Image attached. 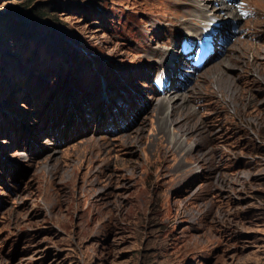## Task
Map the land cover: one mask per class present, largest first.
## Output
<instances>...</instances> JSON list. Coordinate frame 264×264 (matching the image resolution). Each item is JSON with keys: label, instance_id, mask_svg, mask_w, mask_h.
<instances>
[{"label": "rangeland", "instance_id": "rangeland-1", "mask_svg": "<svg viewBox=\"0 0 264 264\" xmlns=\"http://www.w3.org/2000/svg\"><path fill=\"white\" fill-rule=\"evenodd\" d=\"M237 2L0 0V264H264V0Z\"/></svg>", "mask_w": 264, "mask_h": 264}, {"label": "clouds", "instance_id": "clouds-1", "mask_svg": "<svg viewBox=\"0 0 264 264\" xmlns=\"http://www.w3.org/2000/svg\"><path fill=\"white\" fill-rule=\"evenodd\" d=\"M217 45V44H216ZM215 49H216V47H214V52L208 57V59H206L205 60V62L203 63V65L202 66H204V64L208 61V60H210L212 57H213V55H214V53H215ZM202 66H200V67H197V66H194L193 65V67H197V68H201ZM159 78H162V75H161V77H159ZM158 79V78H157ZM155 85L158 87V85H157V82H156V79H155ZM159 88V87H158Z\"/></svg>", "mask_w": 264, "mask_h": 264}, {"label": "trees", "instance_id": "trees-1", "mask_svg": "<svg viewBox=\"0 0 264 264\" xmlns=\"http://www.w3.org/2000/svg\"><path fill=\"white\" fill-rule=\"evenodd\" d=\"M38 15L42 17V16L47 15V14L45 12H40V13H38Z\"/></svg>", "mask_w": 264, "mask_h": 264}, {"label": "bare ground", "instance_id": "bare-ground-1", "mask_svg": "<svg viewBox=\"0 0 264 264\" xmlns=\"http://www.w3.org/2000/svg\"><path fill=\"white\" fill-rule=\"evenodd\" d=\"M222 1V0H221ZM222 6V5H221ZM220 7V6H219ZM207 15V14H206ZM172 106V105H171ZM172 108V107H171ZM174 108V107H173Z\"/></svg>", "mask_w": 264, "mask_h": 264}, {"label": "snow or ice", "instance_id": "snow-or-ice-1", "mask_svg": "<svg viewBox=\"0 0 264 264\" xmlns=\"http://www.w3.org/2000/svg\"><path fill=\"white\" fill-rule=\"evenodd\" d=\"M245 15H247V13H245Z\"/></svg>", "mask_w": 264, "mask_h": 264}]
</instances>
